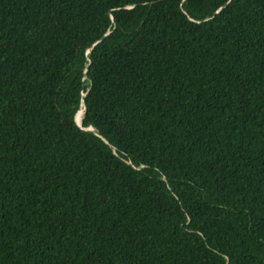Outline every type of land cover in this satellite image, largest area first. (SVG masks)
<instances>
[{
	"label": "trees",
	"instance_id": "16d2710c",
	"mask_svg": "<svg viewBox=\"0 0 264 264\" xmlns=\"http://www.w3.org/2000/svg\"><path fill=\"white\" fill-rule=\"evenodd\" d=\"M0 264H264V0H0Z\"/></svg>",
	"mask_w": 264,
	"mask_h": 264
},
{
	"label": "water",
	"instance_id": "95a60500",
	"mask_svg": "<svg viewBox=\"0 0 264 264\" xmlns=\"http://www.w3.org/2000/svg\"><path fill=\"white\" fill-rule=\"evenodd\" d=\"M82 111L85 112V109H84V110H81V111L78 113V115H79ZM78 115H77V117H78ZM77 123H78L79 126H82V124H79L78 119H77ZM94 132H95V134H97L98 136H100L99 133H98V131L94 130Z\"/></svg>",
	"mask_w": 264,
	"mask_h": 264
},
{
	"label": "bare ground",
	"instance_id": "6f19581e",
	"mask_svg": "<svg viewBox=\"0 0 264 264\" xmlns=\"http://www.w3.org/2000/svg\"><path fill=\"white\" fill-rule=\"evenodd\" d=\"M83 116H84V114L82 115V119H83Z\"/></svg>",
	"mask_w": 264,
	"mask_h": 264
}]
</instances>
